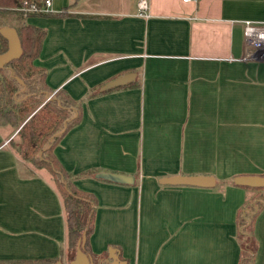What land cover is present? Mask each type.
Returning <instances> with one entry per match:
<instances>
[{
    "label": "crops",
    "instance_id": "obj_1",
    "mask_svg": "<svg viewBox=\"0 0 264 264\" xmlns=\"http://www.w3.org/2000/svg\"><path fill=\"white\" fill-rule=\"evenodd\" d=\"M52 6L25 21L45 29L33 63L45 68L50 94L64 89L80 111L52 151L94 199L89 253L105 264L109 247L127 264H236L234 215L254 189L231 178L264 173V60L243 56L242 21H264V0ZM128 72L131 81L100 89ZM15 133L0 124V260L69 264L62 195L50 171L10 142ZM171 175L213 184L159 181ZM252 232L253 264H264V206Z\"/></svg>",
    "mask_w": 264,
    "mask_h": 264
},
{
    "label": "trees",
    "instance_id": "obj_2",
    "mask_svg": "<svg viewBox=\"0 0 264 264\" xmlns=\"http://www.w3.org/2000/svg\"><path fill=\"white\" fill-rule=\"evenodd\" d=\"M18 1L0 0V26L7 24L14 27L22 48L18 58L0 68V124H8L16 130L10 142L25 160L37 167H46L55 180L67 178L52 150L59 138L79 121L80 111L75 100L64 89L50 94L52 90L46 83L45 68L33 63L41 49L45 29L25 21L28 16L36 13L18 10ZM0 38L2 52L7 47V41L2 36ZM16 136L18 140L15 142ZM58 179L57 186L66 213L67 242L73 252L72 257L82 234L85 235V242L81 249L90 254L88 239L93 229L94 199L75 189L69 181L64 184ZM250 188L254 189L253 195L236 209L234 215L238 240L236 264H253L256 250L252 223L264 206V187ZM90 256L94 264H105L95 260V255ZM37 262L40 260H0V263L11 264Z\"/></svg>",
    "mask_w": 264,
    "mask_h": 264
},
{
    "label": "water",
    "instance_id": "obj_3",
    "mask_svg": "<svg viewBox=\"0 0 264 264\" xmlns=\"http://www.w3.org/2000/svg\"><path fill=\"white\" fill-rule=\"evenodd\" d=\"M0 36L6 39L7 47L4 51L0 52V68L5 66L8 62L18 58L22 53V48L17 31L14 27L4 24L0 26ZM133 79V73L128 72L122 74L105 84L100 89H107L114 86L125 84ZM97 176L106 180L130 183L133 180V176L125 175L121 173L113 172H100ZM162 183L171 184H189L194 186H211L213 184V178L209 175H171L159 179ZM232 183L241 186L248 187H264V175L257 174H243L235 175L231 179ZM85 242V235L82 234L77 240L74 256L70 259L69 264H94L90 254L84 252L81 247ZM107 257L110 259L109 264H127L126 260L119 257V251L116 248L109 247L107 249ZM10 264V263H0ZM21 264H63L61 259H57L53 262L43 263H21Z\"/></svg>",
    "mask_w": 264,
    "mask_h": 264
},
{
    "label": "built area",
    "instance_id": "obj_4",
    "mask_svg": "<svg viewBox=\"0 0 264 264\" xmlns=\"http://www.w3.org/2000/svg\"><path fill=\"white\" fill-rule=\"evenodd\" d=\"M189 1V0H181ZM53 0H20L16 8L24 12L45 14L53 12ZM141 4V0H138ZM243 56L247 59L264 60V21H242Z\"/></svg>",
    "mask_w": 264,
    "mask_h": 264
},
{
    "label": "rangeland",
    "instance_id": "obj_5",
    "mask_svg": "<svg viewBox=\"0 0 264 264\" xmlns=\"http://www.w3.org/2000/svg\"><path fill=\"white\" fill-rule=\"evenodd\" d=\"M15 142H16V140H18V137L16 136L15 138ZM35 166V165H34ZM54 178V177H53ZM58 179V178H57ZM57 179L55 180V178H54V180H55V182H56V184H58V182H57ZM232 179V178H231ZM59 181H63V183L65 184V183H67V181L69 180L68 178H65V177H62V178H59L58 179ZM253 189V188H252ZM73 252L71 251V254H72ZM73 255V254H72Z\"/></svg>",
    "mask_w": 264,
    "mask_h": 264
}]
</instances>
